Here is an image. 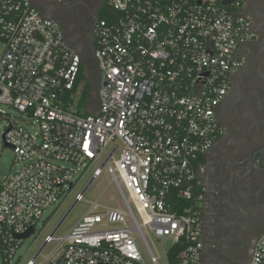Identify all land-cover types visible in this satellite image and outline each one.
<instances>
[{"label": "built area", "instance_id": "built-area-1", "mask_svg": "<svg viewBox=\"0 0 264 264\" xmlns=\"http://www.w3.org/2000/svg\"><path fill=\"white\" fill-rule=\"evenodd\" d=\"M225 1L105 0L109 11L92 28V112L81 109L82 55L62 22L36 0H0V104L22 114L0 108V140L21 164L0 176V264H12L19 235L37 234L49 205H63L105 166L126 210L102 214L93 202L67 233L56 234L60 223L45 237L54 249L38 264H147L136 235L152 264L161 258L155 239L182 245L176 264H205L199 166L221 131L216 108L238 48L252 36L240 0ZM249 264H264V232Z\"/></svg>", "mask_w": 264, "mask_h": 264}, {"label": "flooded vegetation", "instance_id": "flooded-vegetation-1", "mask_svg": "<svg viewBox=\"0 0 264 264\" xmlns=\"http://www.w3.org/2000/svg\"><path fill=\"white\" fill-rule=\"evenodd\" d=\"M97 3H61L76 13L91 39ZM240 4L252 36L238 48L240 64L232 70L230 88L216 108L221 131L202 156L198 172L204 188V243L213 240L218 251L247 264L264 232V218L256 214L258 203H264V0Z\"/></svg>", "mask_w": 264, "mask_h": 264}, {"label": "rangeland", "instance_id": "rangeland-1", "mask_svg": "<svg viewBox=\"0 0 264 264\" xmlns=\"http://www.w3.org/2000/svg\"><path fill=\"white\" fill-rule=\"evenodd\" d=\"M36 2L38 7H40L44 12L46 11L48 15H51L53 17H56V12H59L60 9L64 7L60 3H57L55 0H36ZM67 9L69 10V8ZM58 19L63 21L61 18ZM88 34L89 30L87 28L83 29L82 27H80V34H75L74 38L78 36L85 38L89 36ZM74 38L69 39L70 41H72L74 40ZM76 47L77 49L83 51L82 45H77ZM87 74L93 79L95 84V89L92 92L89 103L90 111L96 112L98 107L97 89L99 86V71L92 72L88 67ZM0 108L7 110L12 116H22L19 111L6 104H0ZM81 109H84V106L82 104ZM26 119L31 122L35 121V118ZM29 126L33 130H36L39 127L38 123L36 122L34 124H30ZM110 148L111 147L107 148L102 160H99L97 162V167L101 166L103 159ZM20 167L21 164L15 161L14 150L9 146H4L2 141L0 140V176L3 178L5 176L12 175ZM92 175L93 169L90 170L86 177L78 183L74 192L68 197L63 205L52 204L45 209L42 219L37 224V234L24 240V242L18 249V252L12 264H26L30 258L35 257L44 245L45 237L48 234H51L60 223L61 225L58 228L56 234L63 235L67 233L72 225L75 224L77 220H79L92 207L93 202H98L99 205L97 206L96 211L102 214L107 212L108 208H119L122 210H126L123 198L119 190L117 189L116 184L112 181L111 175L109 174L106 166L102 169L101 174L87 188L84 194V200L79 201L74 205L76 194L78 192H82L85 189V187L92 179ZM40 232L41 235L39 236ZM136 239L143 252L147 264H152L149 259L148 252L146 251V248L139 235H136ZM173 243L174 242L172 240H154L152 245L153 247L157 248L158 252L161 255L160 264H171L168 259V251L173 246ZM53 249V244L45 246L41 252V255L37 258V264L41 262L43 256L50 255Z\"/></svg>", "mask_w": 264, "mask_h": 264}, {"label": "trees", "instance_id": "trees-1", "mask_svg": "<svg viewBox=\"0 0 264 264\" xmlns=\"http://www.w3.org/2000/svg\"><path fill=\"white\" fill-rule=\"evenodd\" d=\"M86 1V0H83ZM90 1V0H87ZM101 0H98L97 5L99 6V11L98 14L99 16L106 15V12L109 11V7L105 4V2L100 3ZM56 17L55 18H61L63 21L62 24H64V28L68 37V40L72 46L77 48V45H82L83 51L79 50L81 55H82V64L80 68V74L76 82V88H79V86L83 85V96L81 100V104L84 105H89L90 103V98L92 96V92L95 89V84L93 79L88 76L87 71L88 67L89 69L94 72V71H99L97 63L95 61L93 51H92V43H91V38L89 36L82 38L80 36L75 37V34H80V27L84 28L83 22L78 18L76 13L72 11L70 8L69 10L67 7H62L59 12H56ZM57 18V19H58ZM69 38H74V40L70 41ZM98 90V89H97ZM182 250V245L180 243L175 244L170 248L168 251V259L171 264H176L178 261V256L181 253ZM53 264V263H49Z\"/></svg>", "mask_w": 264, "mask_h": 264}, {"label": "crops", "instance_id": "crops-1", "mask_svg": "<svg viewBox=\"0 0 264 264\" xmlns=\"http://www.w3.org/2000/svg\"><path fill=\"white\" fill-rule=\"evenodd\" d=\"M256 214H257L258 219L264 218V203L262 202L258 203V209L256 211ZM214 244L215 243L213 240H207V243L205 244L204 250H203L204 263L205 264H231L223 260H217L215 258L216 248L213 246ZM247 264H249V262Z\"/></svg>", "mask_w": 264, "mask_h": 264}, {"label": "water", "instance_id": "water-1", "mask_svg": "<svg viewBox=\"0 0 264 264\" xmlns=\"http://www.w3.org/2000/svg\"><path fill=\"white\" fill-rule=\"evenodd\" d=\"M232 0H226L225 2L226 3H229L231 2ZM91 43H92V51L94 50L93 49V38L91 39ZM94 181V179H92L90 182H89V185ZM72 209V208H71ZM35 232V229L34 228H31L28 232L24 233V234H21L19 235L18 237L19 238H22V239H27L29 238L33 233ZM215 248H216V245L214 244L213 245ZM44 246H42L41 250L43 249ZM40 250V251H41ZM215 258L217 260H223V261H226L227 263H231V264H237V261H236V258L234 256H229V255H224L223 253H221L220 251H218L217 249L215 250Z\"/></svg>", "mask_w": 264, "mask_h": 264}]
</instances>
